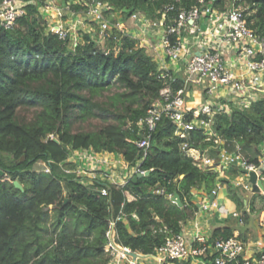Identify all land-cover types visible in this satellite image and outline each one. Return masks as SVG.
<instances>
[{"label": "trees", "instance_id": "16d2710c", "mask_svg": "<svg viewBox=\"0 0 264 264\" xmlns=\"http://www.w3.org/2000/svg\"><path fill=\"white\" fill-rule=\"evenodd\" d=\"M1 1V0H0ZM26 14L13 29L0 26V264H75L87 257L100 256L108 249V232L112 222L119 242L145 255H152L167 236L178 233L197 209L195 191L209 194L217 186V164L202 167L181 150L182 140L175 136V125L167 117L159 123L142 168L149 171L137 183L111 185L108 195L87 185L81 177L63 171L67 160L78 149L117 153L130 162L142 159L143 150L136 141L140 133L136 122L147 106L157 99L164 82L158 78V64L137 40L122 37L111 41L109 51L101 49L91 34L83 30L84 42L72 48L50 32L40 6L45 0H22ZM66 3L69 0H60ZM126 21L134 12L150 18L161 15L166 6L180 9L199 4L200 0H102ZM225 9L232 0H205ZM245 3L249 25L264 34V0H236ZM76 10L85 9L74 4ZM112 20H115L113 16ZM114 82L125 92L118 94L131 102L118 124L98 132L72 131V118L78 111L86 119L96 110L106 108L95 101L97 94ZM137 104L136 106L132 104ZM39 108L31 122H21L18 108ZM217 133L239 143L250 162H258V149L264 140V94L249 106L235 108L231 114H217ZM52 135H58L53 137ZM205 135L193 131L192 146L205 147ZM232 143V144H231ZM13 156L8 163L2 154ZM39 160L50 162L51 172L33 168ZM63 167V168H62ZM11 175L13 182L4 179ZM239 174L232 169L230 176ZM222 178V177H221ZM18 180L23 188L17 187ZM225 181V179H223ZM229 194L248 221L246 198L241 186L228 181ZM165 189V194L156 192ZM244 188V187H243ZM67 189V196L64 191ZM244 190H247L244 188ZM127 192L134 195L129 199ZM179 193L182 205L172 202L168 194ZM264 200V195L254 193ZM50 205H54V230L48 240ZM264 208H262L263 210ZM118 217H121L117 220ZM244 218V217H243ZM54 235H56L54 237ZM233 236L230 227L217 228L210 241ZM110 260L108 256L103 264Z\"/></svg>", "mask_w": 264, "mask_h": 264}, {"label": "built area", "instance_id": "2783aa9c", "mask_svg": "<svg viewBox=\"0 0 264 264\" xmlns=\"http://www.w3.org/2000/svg\"><path fill=\"white\" fill-rule=\"evenodd\" d=\"M57 1L45 0L40 6L51 33L76 48L84 42L85 30L103 50L109 51L107 41L117 42L116 52L121 49L118 41L130 36L157 62L158 78L164 82L159 97L147 106L145 115L136 122L141 136L136 144L144 152L142 159L133 164L117 153L78 149L73 151L66 167H62L63 171L81 177L87 185L98 183L100 186L96 189L102 195L109 194L111 185L123 187L134 176L146 175L149 171L141 164L164 117L175 125V136L182 140L180 146L186 156L202 167L217 164L220 170L217 186L207 194V201L198 206L191 218V233L185 230L186 221L180 232L167 236L152 255H145L119 242L115 220L107 234L110 257L107 264H147L145 258H151L153 264L168 261L179 264H264L263 242H258L259 249L253 256L248 255L246 242L238 236L210 241L201 220L202 214L211 210L226 211L217 196L221 187L231 180L232 169H238L247 178V182L234 180L235 184L249 191L254 192L251 171H257L258 180L264 183V172L259 171L264 166V140L258 149V162H250L243 147L237 142L230 145L214 126L217 114H231L235 108L249 106L264 94V34L249 25L245 9L228 4L225 9H220L212 2L200 0L199 4L180 9L174 15H171L174 5L166 6L156 18L134 12L128 18L135 22L134 27H130L125 21L116 19L118 13L111 12L110 4L102 0ZM25 4L1 0L0 26L13 29L18 18L26 14ZM74 4H83L86 8L76 10ZM195 85L201 87L202 99L197 98ZM197 130L205 135L202 141L205 147L197 148L191 144L192 133ZM42 162L40 171L51 172L50 162ZM220 179L223 185L219 184ZM155 191L165 194L164 188ZM127 193L132 197L129 199L135 198ZM259 193L264 195V187H260ZM173 196L168 194L171 200ZM232 215L243 221L241 212L234 211ZM260 224L264 226V215Z\"/></svg>", "mask_w": 264, "mask_h": 264}, {"label": "rangeland", "instance_id": "374dc122", "mask_svg": "<svg viewBox=\"0 0 264 264\" xmlns=\"http://www.w3.org/2000/svg\"><path fill=\"white\" fill-rule=\"evenodd\" d=\"M59 1V0H58ZM57 1V2H58ZM236 0H232L228 2V5L230 6H238L243 9H249V5L243 3H240L239 5H236ZM18 4H23L24 1L22 0H17ZM111 44V41H107V46ZM120 50V49H119ZM118 51V49H117ZM196 89V96L198 99H202V89L199 86L195 85ZM122 92H125V89L119 85V83L114 82L107 90L99 93L95 97V101L101 103L105 108L106 111H100L96 110L95 114L92 116H89L86 119H82L78 115V111L74 113L73 118H72V131L73 132H79V131H86V132H98L102 128L110 125V124H118L120 121V117L122 114L126 112L127 106L131 104L130 100L129 101H123L122 98L118 97V94H121ZM136 106L137 104H132ZM39 111L38 107L35 106H22L18 108L17 116L21 122H31L36 118L37 112ZM53 137H58V135H52ZM3 158L10 163L13 160V156L3 153L2 154ZM33 168H35L37 171L42 170L43 168V162L42 160L37 161ZM225 172V169H222V174ZM4 179L7 180L9 183L13 182L11 175H6L4 174ZM233 181V177L231 179ZM19 182L18 180L14 181ZM20 183V182H19ZM21 184V183H20ZM219 184L221 183V179L219 180ZM22 185V184H21ZM23 187V185H22ZM226 186L221 187V192H225ZM241 191L243 193V196L248 200L249 205L248 207L250 208L251 206H254L256 209L255 211L251 212L247 218H255V219H261L264 215V200L261 199L260 197H255L254 193L249 190H244V188L241 186ZM67 189L64 191V195L67 196ZM128 194V193H127ZM128 197L129 194L127 195ZM132 198V197H131ZM237 208V207H236ZM46 210H49L48 214V219L43 221V226L48 228V232H44V237L45 240H48V238L51 236L54 230V221H55V211H54V205H50ZM206 213H203L205 215ZM245 219L246 216H243ZM56 235H54L55 237ZM108 257V251L105 252V254L100 255V256H88L87 260H83L80 262H77L75 264H103Z\"/></svg>", "mask_w": 264, "mask_h": 264}, {"label": "crops", "instance_id": "0c3cea01", "mask_svg": "<svg viewBox=\"0 0 264 264\" xmlns=\"http://www.w3.org/2000/svg\"><path fill=\"white\" fill-rule=\"evenodd\" d=\"M128 26L134 27L135 22L132 20L127 19L125 21ZM94 26L97 27L96 24ZM234 180H238L240 182H247V178L245 175L239 173L233 177ZM232 179V178H231ZM226 186L225 192H221V189L218 194V198L220 202L225 205L226 211L220 210H211L210 212L206 213L205 215L202 214L201 220L203 222L202 228L205 232V235L210 240L213 236V232L217 228H227L230 227L233 230V235L238 236L247 244V254L253 256L257 249H259L258 242L264 243V226L260 224V219L250 218L248 221L246 219H241L239 217H234L232 212L238 211L241 212L243 215V211H240L236 205V203L231 199L229 194V185L228 182L223 185ZM255 193V192H253ZM193 200L199 206L201 203L207 201V194L199 193L195 191ZM245 203L247 204V210L249 211L250 208L248 207L249 202L246 199ZM185 230L191 233V219L187 221ZM144 261L147 264H153L151 258H145ZM155 264V263H154ZM166 264H179L176 261H168Z\"/></svg>", "mask_w": 264, "mask_h": 264}, {"label": "water", "instance_id": "95a60500", "mask_svg": "<svg viewBox=\"0 0 264 264\" xmlns=\"http://www.w3.org/2000/svg\"><path fill=\"white\" fill-rule=\"evenodd\" d=\"M260 172H264V166H262L259 170ZM4 171H1V173H3ZM149 172H147L148 174ZM143 174H139V175H136L132 178V181L134 183H137L138 179L140 177H142ZM250 182L252 183V187H253V191L255 193H259L260 192V187H264V183L262 180H258V172L257 171H251L250 172ZM15 185L17 187H20V188H23L22 185L19 183V182H15ZM210 198L212 199L213 196L211 195ZM172 200H174L177 204L179 205H182V201H181V198H180V195L179 193H174V196L172 198Z\"/></svg>", "mask_w": 264, "mask_h": 264}]
</instances>
